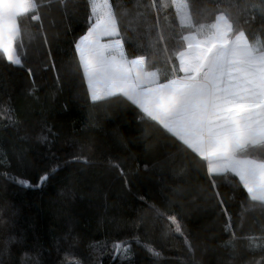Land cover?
I'll use <instances>...</instances> for the list:
<instances>
[{"label":"trees","instance_id":"obj_1","mask_svg":"<svg viewBox=\"0 0 264 264\" xmlns=\"http://www.w3.org/2000/svg\"><path fill=\"white\" fill-rule=\"evenodd\" d=\"M37 2L42 4L41 21L21 18L24 65L0 59V160L7 156L0 163V264H191L184 237L196 245L201 264H264V213L250 210L246 190H233L217 177L231 216L226 228L227 217L210 198L203 170L175 179L167 170L162 173L159 162L174 151L171 142L158 136L145 152L131 110L115 102L93 104L82 71L76 70L75 42L85 34L90 13L85 0H66V9L60 0ZM194 2L199 3L194 19L210 23L214 0H189ZM219 2L223 7L230 0ZM112 3L129 58L147 55L149 70L159 69L161 80L170 76L166 57L174 58L181 34H188L175 8L159 12L167 51L157 45L153 55L143 36V17H137L147 11L155 22L154 9L137 7L149 0ZM128 25L137 31L126 30ZM8 105L19 123L5 128ZM41 134L49 135L48 143L37 139ZM117 163L128 175L127 183L114 167ZM51 168L55 173L41 187H21L5 175L35 184ZM158 212L175 215L184 235L173 233L170 221ZM117 240L130 245L127 252L113 249ZM229 241L236 245L234 253ZM150 248L161 254L154 256Z\"/></svg>","mask_w":264,"mask_h":264},{"label":"snow or ice","instance_id":"obj_2","mask_svg":"<svg viewBox=\"0 0 264 264\" xmlns=\"http://www.w3.org/2000/svg\"><path fill=\"white\" fill-rule=\"evenodd\" d=\"M60 4L67 8L66 0H60ZM85 6L90 13L86 17L85 34L75 42L76 70L82 71L93 104L115 102L122 109L131 110L139 120L145 152L154 146L158 136L171 142L174 151L159 162L162 173L167 170L175 179L186 176L190 170H203L211 189L210 198L227 217L226 228L231 224V216L217 186V177L227 180L233 190L241 187L246 190L250 210L259 209L264 213V39H261L264 37V0H230L223 7L219 0H214L216 14L210 23L194 19L199 3L190 4L189 0H160L159 3L149 0L147 4L137 5L156 12L155 22L149 21L147 11L137 14L138 18L143 17V36L149 38L153 55L157 45L167 51L159 16L162 9L174 7L181 28L188 29V34L180 36L182 43L176 48L174 58L166 57L171 75L163 80L159 69L149 70L147 55L134 58L127 55L112 0H85ZM41 7L37 0H0V59L8 65H24L20 51L23 46L21 18L41 21ZM123 14L127 15L126 10ZM153 29L155 40H151ZM28 74L32 75L30 68ZM4 112L8 114L5 128L19 123L11 105ZM45 128L52 135V129L46 125ZM49 135L41 134L37 139L48 143ZM118 138L121 143L126 142L124 137ZM18 160L22 162L23 158L18 156ZM6 161L7 156L0 163ZM114 167L127 183L125 170L118 163ZM55 171L56 168L44 171L35 184L5 175L13 183L31 188L45 185ZM158 215L170 221L168 227L173 233L184 235L175 215L165 217L159 212ZM231 235L235 238L236 233ZM184 240L191 264H201L196 257V245L187 237ZM11 242L6 241L5 253ZM227 246L235 252L234 243L229 241ZM112 247L117 252L123 247L127 252L130 245L117 240ZM149 251L157 257L161 254L151 248Z\"/></svg>","mask_w":264,"mask_h":264},{"label":"crops","instance_id":"obj_3","mask_svg":"<svg viewBox=\"0 0 264 264\" xmlns=\"http://www.w3.org/2000/svg\"><path fill=\"white\" fill-rule=\"evenodd\" d=\"M105 40H107V38H105ZM20 51H21V55L23 54V46H22V48L20 49ZM91 99V98H90Z\"/></svg>","mask_w":264,"mask_h":264},{"label":"rangeland","instance_id":"obj_4","mask_svg":"<svg viewBox=\"0 0 264 264\" xmlns=\"http://www.w3.org/2000/svg\"><path fill=\"white\" fill-rule=\"evenodd\" d=\"M179 17V16H178ZM179 20H180V18H179Z\"/></svg>","mask_w":264,"mask_h":264}]
</instances>
